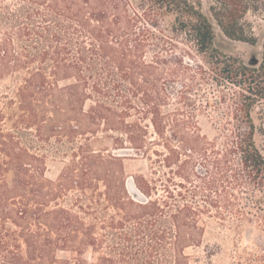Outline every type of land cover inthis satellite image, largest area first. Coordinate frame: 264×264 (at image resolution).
<instances>
[{"label": "trees", "instance_id": "obj_1", "mask_svg": "<svg viewBox=\"0 0 264 264\" xmlns=\"http://www.w3.org/2000/svg\"><path fill=\"white\" fill-rule=\"evenodd\" d=\"M251 11L264 18V0H0V264H83L88 247L89 264H191L206 215L264 227V41L255 66L215 46L216 27L257 45ZM175 37L202 63L171 53ZM197 78L228 88L212 139ZM105 140L150 162L132 177L144 199Z\"/></svg>", "mask_w": 264, "mask_h": 264}, {"label": "rangeland", "instance_id": "obj_2", "mask_svg": "<svg viewBox=\"0 0 264 264\" xmlns=\"http://www.w3.org/2000/svg\"><path fill=\"white\" fill-rule=\"evenodd\" d=\"M201 1L205 11H208L209 0ZM172 20V17L168 18V22ZM244 22L258 38L259 41L257 45L232 40L227 37L219 27H216L215 46L223 52L249 63L254 59L261 58V44L264 41V18L261 13L251 11L246 16ZM170 40L173 43L171 53L179 55L180 58L184 59L185 63H190L193 67H195L196 62L202 63L194 49L190 47L191 44L189 40H186L184 37H175ZM147 51L149 55L148 59H150L153 52L150 49H147ZM198 78L195 82L197 89L192 91L193 98L199 107L206 105L207 101H210L211 105L207 106L203 111L201 110L198 112L197 119L202 133L212 139L216 136L217 122L220 121L219 115H221L223 111V107L220 103L221 90L225 91L228 88L224 84H217L215 80L206 82ZM65 82L66 81H62L61 84ZM179 83V80H177L174 86L179 88ZM214 105L220 107L216 108ZM208 110L210 112H207ZM210 114L212 116H210ZM253 117L257 126L255 140L261 152L264 154L263 102L256 105L253 110ZM81 140L80 138L79 141ZM96 148H108L111 152L124 156L127 189L136 199H144V195H142L135 186L132 177L135 174L150 173V162L145 157L137 155L132 149L115 148L111 140H105L103 145L98 144ZM68 157L67 155H60L49 159L47 176L56 180L69 161ZM75 192L76 191L73 193ZM261 196L263 197L264 193H262ZM245 197L243 204L246 206L252 205L250 196L246 195ZM262 205L264 206V203ZM86 217L88 219V216ZM205 221V231L201 245L191 246L186 249L191 264H264V227L256 221V218H253L252 221L244 222L240 227H236V225H231V222H225L219 220L217 217H211L209 215H206ZM86 249L82 257H84L87 262L83 264H89L99 255L97 252H94L91 247ZM69 255L70 253L59 251V257L62 259H69ZM71 264L76 263L72 262Z\"/></svg>", "mask_w": 264, "mask_h": 264}, {"label": "water", "instance_id": "obj_3", "mask_svg": "<svg viewBox=\"0 0 264 264\" xmlns=\"http://www.w3.org/2000/svg\"><path fill=\"white\" fill-rule=\"evenodd\" d=\"M261 52H262V47H261ZM260 61H261V58H257V59L252 60L248 64L252 65V66H255V65H258L260 63Z\"/></svg>", "mask_w": 264, "mask_h": 264}]
</instances>
